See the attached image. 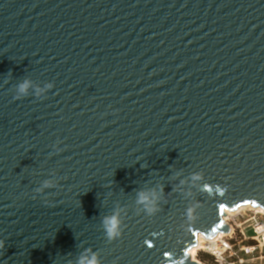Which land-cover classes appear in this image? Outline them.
Returning a JSON list of instances; mask_svg holds the SVG:
<instances>
[{
  "label": "water",
  "instance_id": "water-1",
  "mask_svg": "<svg viewBox=\"0 0 264 264\" xmlns=\"http://www.w3.org/2000/svg\"><path fill=\"white\" fill-rule=\"evenodd\" d=\"M247 205L264 0H0V264H199Z\"/></svg>",
  "mask_w": 264,
  "mask_h": 264
},
{
  "label": "built area",
  "instance_id": "built-area-1",
  "mask_svg": "<svg viewBox=\"0 0 264 264\" xmlns=\"http://www.w3.org/2000/svg\"><path fill=\"white\" fill-rule=\"evenodd\" d=\"M247 206L223 217L230 227L229 233H219L213 240L202 243L195 261L199 264H264V212ZM202 254L208 255L210 260L202 261Z\"/></svg>",
  "mask_w": 264,
  "mask_h": 264
},
{
  "label": "clouds",
  "instance_id": "clouds-1",
  "mask_svg": "<svg viewBox=\"0 0 264 264\" xmlns=\"http://www.w3.org/2000/svg\"><path fill=\"white\" fill-rule=\"evenodd\" d=\"M30 82L29 81H24L23 83H21L18 87V92L21 95H27V91L29 88ZM193 179H200V177L194 176ZM45 186H50L47 182L45 183ZM148 200V197L144 194V193H140L139 194V199L138 202L139 203H144ZM152 209H149V211H151ZM120 221L118 220L117 215H112L109 217H105L103 220V224H104V229L105 232L107 234V237L109 239H113L116 236H118L120 233L118 231V225H119ZM0 247H3V242L0 241ZM78 264H99V261L97 259V254H92L90 259H86L84 256H82L79 261Z\"/></svg>",
  "mask_w": 264,
  "mask_h": 264
},
{
  "label": "bare ground",
  "instance_id": "bare-ground-1",
  "mask_svg": "<svg viewBox=\"0 0 264 264\" xmlns=\"http://www.w3.org/2000/svg\"><path fill=\"white\" fill-rule=\"evenodd\" d=\"M247 207H250V208H254V209H256L255 207H253L252 205H249V206H247ZM256 210H258L259 212H264V208H262V207H259L258 209H256ZM229 215H233V211H225L224 212V218H227ZM227 220V219H226ZM214 239V238H213ZM212 239V240H213ZM206 241H209L205 236H203L202 234H200L199 236H198V244L193 248V249H191V251H190V255H191V257H192V259L193 260H196V256L199 254V251L201 250V245H202V243H204V242H206Z\"/></svg>",
  "mask_w": 264,
  "mask_h": 264
},
{
  "label": "trees",
  "instance_id": "trees-1",
  "mask_svg": "<svg viewBox=\"0 0 264 264\" xmlns=\"http://www.w3.org/2000/svg\"><path fill=\"white\" fill-rule=\"evenodd\" d=\"M200 259H201L202 261H208V260H210V257H209L208 255H204V254H202V255H200Z\"/></svg>",
  "mask_w": 264,
  "mask_h": 264
},
{
  "label": "rangeland",
  "instance_id": "rangeland-1",
  "mask_svg": "<svg viewBox=\"0 0 264 264\" xmlns=\"http://www.w3.org/2000/svg\"><path fill=\"white\" fill-rule=\"evenodd\" d=\"M249 234H250V235H252V234H253V232H252V231H249ZM196 260H197V258H196Z\"/></svg>",
  "mask_w": 264,
  "mask_h": 264
}]
</instances>
